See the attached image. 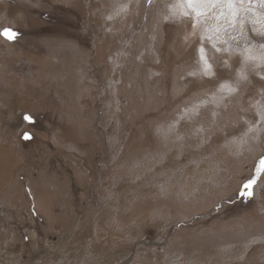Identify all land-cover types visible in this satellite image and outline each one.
Listing matches in <instances>:
<instances>
[{
	"label": "rangeland",
	"instance_id": "374dc122",
	"mask_svg": "<svg viewBox=\"0 0 264 264\" xmlns=\"http://www.w3.org/2000/svg\"><path fill=\"white\" fill-rule=\"evenodd\" d=\"M169 3L0 0L5 264H264V178L238 194L264 155V124L244 135L264 68L222 98L240 58L205 45L202 75Z\"/></svg>",
	"mask_w": 264,
	"mask_h": 264
},
{
	"label": "snow or ice",
	"instance_id": "6c2138e0",
	"mask_svg": "<svg viewBox=\"0 0 264 264\" xmlns=\"http://www.w3.org/2000/svg\"><path fill=\"white\" fill-rule=\"evenodd\" d=\"M151 4L152 0H148ZM125 6H121L123 10ZM111 19V17H109ZM168 19L192 21L193 37L198 36L200 45L197 48V67L204 76H214L212 56L205 45H209L215 53L236 55L241 60L237 70L236 82H224L219 85L222 98L238 93L239 84L247 81L248 70L264 68V0H171L168 4ZM249 29L259 42H254L248 35ZM18 33L12 28L0 29V38L13 42ZM188 37H185L187 39ZM227 65V61H224ZM195 75V73H192ZM252 108L258 117L255 124L246 121L247 136L255 132L256 128L264 124V92ZM26 120L31 118L26 116ZM25 139L28 135L25 134ZM264 178V155L254 162L253 174L244 179L239 186L238 194L244 198H251L255 186Z\"/></svg>",
	"mask_w": 264,
	"mask_h": 264
},
{
	"label": "crops",
	"instance_id": "0c3cea01",
	"mask_svg": "<svg viewBox=\"0 0 264 264\" xmlns=\"http://www.w3.org/2000/svg\"><path fill=\"white\" fill-rule=\"evenodd\" d=\"M7 226H8V225H7ZM8 227H9V226H8ZM7 230H8V229H7ZM9 230H10V227H9ZM9 230H8V232L6 231L5 233L8 234V233H9ZM9 235H10V233H9ZM3 241H5V240H2V242H1V240H0V243H5V244H3V246L7 248V244H6V242H3ZM11 248H12V247H10L9 249L11 250ZM7 249H8V248H7ZM9 249H8V251H10ZM0 250H1V249H0ZM21 254H22V253H21L20 251H17L16 254H15L16 258L19 257ZM0 261H1L2 264H5V262H4V260H3L2 256H1V254H0Z\"/></svg>",
	"mask_w": 264,
	"mask_h": 264
},
{
	"label": "built area",
	"instance_id": "2783aa9c",
	"mask_svg": "<svg viewBox=\"0 0 264 264\" xmlns=\"http://www.w3.org/2000/svg\"><path fill=\"white\" fill-rule=\"evenodd\" d=\"M0 264H2L1 261H0Z\"/></svg>",
	"mask_w": 264,
	"mask_h": 264
},
{
	"label": "bare ground",
	"instance_id": "6f19581e",
	"mask_svg": "<svg viewBox=\"0 0 264 264\" xmlns=\"http://www.w3.org/2000/svg\"><path fill=\"white\" fill-rule=\"evenodd\" d=\"M29 239V238H28ZM102 249V248H101Z\"/></svg>",
	"mask_w": 264,
	"mask_h": 264
}]
</instances>
